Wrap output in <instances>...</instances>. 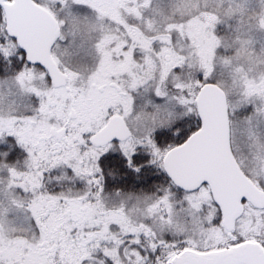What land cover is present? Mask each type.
<instances>
[{
    "label": "snow or ice",
    "instance_id": "snow-or-ice-1",
    "mask_svg": "<svg viewBox=\"0 0 264 264\" xmlns=\"http://www.w3.org/2000/svg\"><path fill=\"white\" fill-rule=\"evenodd\" d=\"M0 264H264V0H0Z\"/></svg>",
    "mask_w": 264,
    "mask_h": 264
}]
</instances>
